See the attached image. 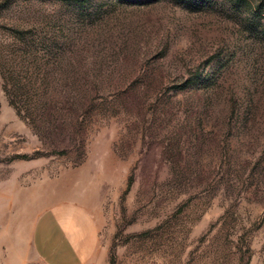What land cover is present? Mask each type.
I'll return each instance as SVG.
<instances>
[{"label":"rangeland","instance_id":"374dc122","mask_svg":"<svg viewBox=\"0 0 264 264\" xmlns=\"http://www.w3.org/2000/svg\"><path fill=\"white\" fill-rule=\"evenodd\" d=\"M0 174L95 264H264V0H0Z\"/></svg>","mask_w":264,"mask_h":264},{"label":"crops","instance_id":"0c3cea01","mask_svg":"<svg viewBox=\"0 0 264 264\" xmlns=\"http://www.w3.org/2000/svg\"><path fill=\"white\" fill-rule=\"evenodd\" d=\"M47 183L35 187L37 196L29 201L39 209L25 219L23 203L19 209L15 202L9 213L7 181L0 174V264L99 262L98 228L90 211Z\"/></svg>","mask_w":264,"mask_h":264},{"label":"built area","instance_id":"2783aa9c","mask_svg":"<svg viewBox=\"0 0 264 264\" xmlns=\"http://www.w3.org/2000/svg\"><path fill=\"white\" fill-rule=\"evenodd\" d=\"M89 264H95L94 262H90Z\"/></svg>","mask_w":264,"mask_h":264}]
</instances>
